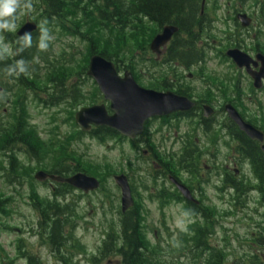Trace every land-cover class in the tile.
Instances as JSON below:
<instances>
[{"label": "rangeland", "instance_id": "obj_1", "mask_svg": "<svg viewBox=\"0 0 264 264\" xmlns=\"http://www.w3.org/2000/svg\"><path fill=\"white\" fill-rule=\"evenodd\" d=\"M16 1L0 0V10L3 7L9 9ZM258 2L257 0H248L243 6L250 12V15L255 16L257 10L254 5ZM210 4L214 7L212 12H214L213 16L216 18V28L212 31L211 37L217 41H222L225 37V30L228 31V28L225 29L221 23V19L225 14L220 10L228 5L231 6V9L240 7V0H210ZM30 10V13L35 14V8ZM30 10L28 9V11ZM257 17L258 15L254 17V22H261V19ZM28 19L38 23L41 28L48 25L29 15L27 8H22L14 21L1 22L0 28L6 33L15 34ZM146 23V31L151 30V35H154L155 28L149 26L148 21ZM48 27L47 31L51 32L49 37L52 47L50 61L53 63L58 61V57L63 52L67 55H73L75 70L73 72L69 71V74L72 75L68 79L66 87L70 90V88L76 86L83 92V97L79 104L68 100V104L48 107L43 102L51 101L53 87L45 83L47 81L45 73L41 74L40 82L37 83L39 90L36 89L35 83V90H23V94L19 97L15 95L18 88H12L14 84L3 82L10 91L7 96L2 94L4 96L0 99L2 101L0 108V196L4 202L0 213V264H25V257L21 256L19 250L21 244L22 249L24 247L25 251L34 255L41 264H58V261L59 264H63L60 260L64 257L70 264H92L91 259L98 256L96 253L102 245L106 236L105 233L110 230L109 226H114L118 231L120 195L113 177L119 175V173H124V171L129 172L132 182L140 192L135 207L140 206L146 240L151 245L161 243L163 254L168 256V259L178 257V260H182V263L189 261L190 256L186 254V251L182 254L168 255L170 253L169 245L173 241L181 243L182 240H187V245H191L198 239L197 229H205L208 226L211 231L209 245L217 247L227 255L225 264H234L237 260L248 261V259L255 256L262 260L264 247L255 246L252 238L253 235L257 236L259 233H261V236L264 235L262 234L264 232V205L259 203L256 193L250 196L248 206L244 212H241L244 209L243 207L234 208L229 204L222 205L216 201L211 206L206 205V208L212 213L209 224L203 220L190 221L191 219L183 213L181 207L171 204L166 205L162 200L159 202L151 201L148 196L154 192L150 189L147 195H140L144 192L142 187L144 185H148L149 188L153 187L154 181L147 178L144 172L146 168L144 160L146 159H141V153L132 151L128 143L114 140L99 142L90 136L78 135V128L74 121L75 113L81 108L88 107L93 101H98L97 87L86 75L89 62L86 59L89 56L88 43L79 37L66 35L67 33L56 25L52 24ZM2 34L3 32L0 33V43L4 41ZM146 37L149 40L152 39V36L148 33ZM98 42L101 51L105 50L112 56H126L125 60L127 62L137 64L139 69L142 70L141 74L137 75V81L144 88L149 85V76L147 75L150 74L151 70L160 72L159 74H161V71H165L145 65L143 59L146 58L147 45L150 42L145 48H142L144 47V41L142 42L141 39L130 38L128 41H123L115 33L99 35ZM4 46L8 53H11L10 46ZM208 66L209 71H212L214 76L219 77L213 71L214 66ZM43 67L47 66L42 65ZM148 68L151 70L148 71ZM83 69L85 70L83 71ZM155 74L153 73L154 77ZM216 77L212 79L214 82L211 81L213 84L218 85ZM4 85L0 82V86L3 87ZM13 101L16 102L15 105H13ZM101 101L99 100L100 104H102ZM8 102L10 106L7 105ZM104 104L107 106L106 102ZM255 107L257 108L256 105ZM255 107L252 106L249 109L251 114L254 112L257 114ZM16 120L20 122V125H27L25 128L26 135L36 138V141L33 142L34 140H32L30 144L32 148L36 146V148L34 147L35 151L41 160L40 163L36 160V168L34 169L30 164H27L23 151L14 153L18 145L13 146L12 143L8 146L7 153L22 155L19 161L21 168H24V170L33 169L32 175L34 176L40 170L58 168L56 162L63 160L66 161V165L73 164V167L87 169V172H83L97 178L101 183V189L88 196L75 192L60 200L62 204H71L74 213L73 221L76 222L74 235L79 243V250H69L67 253L64 252L67 251L66 248H61L57 252V249L51 245L46 235L40 232L39 222L41 216L32 207L31 201L32 180L24 175L28 172H25L22 176L24 182L19 180H15V182L14 177L12 178L9 175L11 169L7 165L5 159L7 154L2 151L1 145L5 141V131H11ZM157 129L158 125L152 127L150 131L154 133ZM185 129L186 126L183 125L180 127L179 132L181 133ZM220 158L223 160V157ZM243 169L247 171L245 168ZM245 176H248L249 182H252L251 175L245 173ZM32 185L36 190V197L52 199L43 182L34 181ZM231 210L232 215L229 214ZM73 213L71 212L72 216ZM186 232L189 234H186ZM120 261L119 256L111 255L104 261L102 260L101 264H119Z\"/></svg>", "mask_w": 264, "mask_h": 264}, {"label": "flooded vegetation", "instance_id": "obj_2", "mask_svg": "<svg viewBox=\"0 0 264 264\" xmlns=\"http://www.w3.org/2000/svg\"><path fill=\"white\" fill-rule=\"evenodd\" d=\"M257 1L259 2L254 5L257 10L255 16L258 15L257 18L261 19V22L257 23L254 22L255 16L250 15L243 6L248 0H240V7L234 9H231L230 5L222 7L220 12L225 15L221 23L225 29L228 28V31L225 30L222 41L211 37L212 31L216 28V18L213 16L212 8L214 7L210 4V0H200L201 4L196 8L198 13L193 16V22L188 24L191 27L187 29L182 26L192 16L173 15L171 22L167 24H159L150 18L147 20L149 26L154 27L156 31L147 45L145 65L165 71L159 74L160 72H154L148 68L151 72L147 75L149 85L145 89L163 94L172 93L191 103L192 109L151 118L145 123L144 131L135 139L124 138L125 141L118 139L114 141L128 143L132 151L141 153V159H146L144 172L154 183L150 188L144 185L142 187L144 192L140 195H147L150 189L154 192L148 196L151 201L162 200L166 205L181 207L183 213L191 219L190 221L203 220L209 224L212 213L206 205L211 206L216 201L222 205L229 204L234 208L243 207L241 212H244L250 196L256 193L259 203L264 205V182L254 176L255 172H264V151L262 150L264 143L251 140L230 118L227 111V108L232 107L238 112L243 122L264 135V1ZM18 2L19 0L9 9L3 7L4 13L21 11L16 6ZM242 16H246L245 21L241 19ZM247 20L249 23L246 25ZM28 21L31 20L28 19L26 22ZM167 27H174L177 32L172 34L167 44L158 50V54H154L151 51V43ZM7 45L10 46L12 53V45ZM231 50H237L245 55L248 65L239 67L228 55ZM208 65L214 66L213 71L219 77L209 71ZM141 72L142 70L140 74ZM152 72L156 73L155 77ZM213 77L217 78L218 85L212 83ZM256 83H259V87H256ZM9 91L8 86H0V99L5 94L7 96ZM62 95L56 96L55 98L58 99L56 101H60V104H68V100L71 99ZM97 95L98 101L92 106L105 105L102 94L98 92ZM99 100H102V104ZM9 104L8 102L7 105L10 106ZM13 105H15L14 101ZM250 106L257 109V114L249 112ZM17 123L20 125V122L16 120L11 129L14 137L17 136V139H14L17 142L13 143V146L17 144L18 147L14 153L23 151L27 164L35 169L36 160L41 162L40 157L30 152L32 148L29 142L30 135L23 134V137L27 136L23 139L19 137ZM173 123L175 124L172 125ZM156 125L158 129L151 133V128ZM183 125L186 129L180 133V127ZM96 129L99 128L82 132L78 128V135L90 136ZM116 134L121 137L118 133ZM91 138L101 142L95 137ZM20 156L22 155L7 153L5 159L10 169L14 164L17 168L21 167ZM256 156L262 161L258 162ZM220 157H223V160ZM254 157L255 160L251 159ZM258 163L262 165L259 167ZM56 164L59 166L56 169L40 171L60 177L73 175V164L66 165V161L63 160L57 161ZM245 173L251 175L252 182H249V177H246ZM119 175L126 176L135 206L139 190L132 182L129 172L124 171ZM114 178L115 176L113 180ZM43 184L47 187L50 196L59 193L64 187L71 189L66 184L49 180ZM116 188L121 200V190L118 186ZM181 188L186 189L187 193L184 194ZM69 189L65 196L74 192ZM238 211L240 212L239 209ZM229 214L232 215V210ZM199 230L197 229L198 232ZM203 230L204 234L211 237L208 226ZM186 234L189 233L186 232ZM105 242H110L108 235L105 236L96 253L98 256L95 258H99L100 250ZM259 244L258 241H254L255 246ZM260 246L264 247V245Z\"/></svg>", "mask_w": 264, "mask_h": 264}, {"label": "trees", "instance_id": "obj_3", "mask_svg": "<svg viewBox=\"0 0 264 264\" xmlns=\"http://www.w3.org/2000/svg\"><path fill=\"white\" fill-rule=\"evenodd\" d=\"M200 4V0H19L16 6L20 10L27 8L29 15L48 25L42 28L39 27L35 33L24 38H19L15 34L6 33L0 29V33L3 32L1 36L4 40V43H0V82L3 85V82L14 84L12 88H18L15 95L19 97L23 94V90H35V83L36 89L39 90L40 88L37 83L40 82L41 74L45 73V79H47L45 83L53 87V90H51L53 97L51 98V103L43 102L44 104L48 107L60 105V101H56L58 99L55 97L62 94L64 97L68 96L75 104H79L83 93L76 86L70 88V90L66 87L67 81L72 75L69 74V71L73 72L75 70L73 55H67V53L63 52L58 57V61L54 63L50 61L52 47L49 37L51 32L47 31L48 26L52 24L56 25L63 32L67 33L66 35L79 37L83 41H86L88 43L89 56L93 54L100 55L108 61L113 62L118 71L123 72L128 70L137 79L141 68L139 69V66L137 64L134 65L133 62H127L125 60L126 56H112L105 50L101 51L98 47L99 35L115 33L123 41H128L130 38L141 39L142 42L144 41V47L142 48H145L148 42H150L146 37L147 33L152 36L151 30H149L150 34L146 31V21L148 18L159 24H167L171 22L170 20L173 15L192 16L190 20L186 19L189 21L185 22L182 26L184 29H187L190 26L188 24L193 22V16L198 13V9L196 10V8ZM32 8H35V14L30 13V9ZM188 8L194 9L189 10ZM19 12L4 13L1 9L0 21H14ZM3 44L12 45L11 54L8 53ZM89 56L86 57L87 60H89ZM42 65L47 67L42 68ZM1 102L0 100V108ZM95 102L93 101L90 105ZM14 104H16L15 101ZM26 127V124H17L21 139L28 136L23 137V134H27ZM90 136L101 140V142L115 139L119 141L124 140L106 128L96 129L91 132ZM30 137L29 142H32V140H34L33 142L36 141V138ZM15 138L17 139V136L14 137L12 130L5 131V141L1 145L4 153L7 154L8 146L17 142V140H14ZM34 147L36 148V146ZM35 148H31L30 152L31 154L34 152V155L38 156L37 152L34 151ZM256 157L258 162L262 161L260 157ZM251 159L255 160V157ZM258 165L260 167L262 164L258 163ZM80 171L87 172V169L82 170L79 167H74L72 174ZM25 172L28 173L26 174ZM23 174L31 178L32 183L36 181L35 175H32L33 169L24 170L21 167L17 168L15 164L11 166L9 175L12 178L14 177V181L19 180L20 182H24L22 178ZM254 176L264 182V172H255ZM32 183L31 201L32 207L41 216L39 222L40 232L46 235L48 241L57 251H60L61 248H67L71 251L75 249L79 250V243L74 235L76 222L73 221L74 213L71 205H63L60 201L69 188L64 187L59 193H54L52 199L45 197L40 199V197H36V190L33 188ZM69 190L71 191V189ZM3 205L4 202L0 196V213L2 212L1 207ZM118 215V231H116L114 226H109L110 230L105 234L110 238V242H105V245L100 250L99 258L93 257L91 259L92 264H101L102 260L104 261L107 257L116 254L121 258L120 264H225V260H227L226 254L217 247L209 245V236L203 233V229L199 230L197 233L198 239L195 243H191V245H187V240H182L181 243L173 241L169 245L170 253L168 255L182 254L186 251V254L190 256L189 261L182 263V260H178V257L168 259V256L163 254V245L161 243L151 245L146 240L142 226L143 215L140 211V206L132 208L125 214H122L119 210ZM255 240L260 243L259 245L264 244V235L261 236V233L257 234ZM21 249L22 244L19 245V250L21 251V256L25 257V264H41L34 255L25 251L24 247ZM60 261L64 264H70L65 257L61 258ZM244 261L237 260L234 264H264V257L262 260H259V257L255 256L248 259V261Z\"/></svg>", "mask_w": 264, "mask_h": 264}, {"label": "water", "instance_id": "obj_4", "mask_svg": "<svg viewBox=\"0 0 264 264\" xmlns=\"http://www.w3.org/2000/svg\"><path fill=\"white\" fill-rule=\"evenodd\" d=\"M244 21L246 16H242ZM249 23L247 20L246 25ZM37 30L35 23L24 24L17 33L19 38H24ZM174 27H167L157 35L151 43V51L158 54V50L165 46L176 33ZM228 55L233 58L239 67L248 65L245 55L237 50H231ZM88 76L97 84L104 100L109 102L110 115L105 105H95L82 108L75 115L76 125L83 131H90L94 127H106L130 140L135 139L144 130L145 123L151 118L167 116L174 112H186L192 109L191 103L177 97L172 93H158L153 90L142 88L134 80L131 73L120 76L115 65L99 55L90 58ZM259 87V83L255 84ZM230 118L238 125L251 140L264 143V135L251 125L246 124L240 118L238 112L232 107L227 108ZM264 151V146L262 147ZM38 181L50 180L56 183H64L80 190L85 194L98 190L99 181L83 173L75 174L69 178L48 175L39 172L35 175ZM116 185L121 190V209L125 213L133 206V199L127 178L124 175L114 178ZM185 194L187 190L181 188ZM187 196V195H186Z\"/></svg>", "mask_w": 264, "mask_h": 264}]
</instances>
